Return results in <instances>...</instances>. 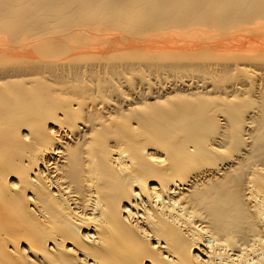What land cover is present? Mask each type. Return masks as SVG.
<instances>
[{"label": "bare ground", "instance_id": "obj_1", "mask_svg": "<svg viewBox=\"0 0 264 264\" xmlns=\"http://www.w3.org/2000/svg\"><path fill=\"white\" fill-rule=\"evenodd\" d=\"M0 264H264V0H0Z\"/></svg>", "mask_w": 264, "mask_h": 264}]
</instances>
